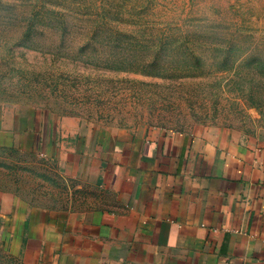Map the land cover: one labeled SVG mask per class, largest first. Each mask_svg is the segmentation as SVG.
<instances>
[{
	"label": "crops",
	"instance_id": "obj_1",
	"mask_svg": "<svg viewBox=\"0 0 264 264\" xmlns=\"http://www.w3.org/2000/svg\"><path fill=\"white\" fill-rule=\"evenodd\" d=\"M5 239L25 264H264V136L15 118L0 132Z\"/></svg>",
	"mask_w": 264,
	"mask_h": 264
},
{
	"label": "rangeland",
	"instance_id": "obj_2",
	"mask_svg": "<svg viewBox=\"0 0 264 264\" xmlns=\"http://www.w3.org/2000/svg\"><path fill=\"white\" fill-rule=\"evenodd\" d=\"M27 116L261 138L264 0H0V132Z\"/></svg>",
	"mask_w": 264,
	"mask_h": 264
}]
</instances>
